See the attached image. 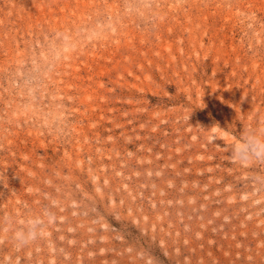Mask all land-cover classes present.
Returning a JSON list of instances; mask_svg holds the SVG:
<instances>
[{
  "label": "rangeland",
  "instance_id": "obj_1",
  "mask_svg": "<svg viewBox=\"0 0 264 264\" xmlns=\"http://www.w3.org/2000/svg\"><path fill=\"white\" fill-rule=\"evenodd\" d=\"M248 128L264 0H0V264H264Z\"/></svg>",
  "mask_w": 264,
  "mask_h": 264
},
{
  "label": "clouds",
  "instance_id": "obj_2",
  "mask_svg": "<svg viewBox=\"0 0 264 264\" xmlns=\"http://www.w3.org/2000/svg\"><path fill=\"white\" fill-rule=\"evenodd\" d=\"M226 149L232 162L240 166L264 165V128L245 129L238 140L227 145ZM55 219L51 208L45 207L19 222L13 215H7L0 224L7 227L10 238L18 247H27L42 239L45 229L55 223Z\"/></svg>",
  "mask_w": 264,
  "mask_h": 264
}]
</instances>
